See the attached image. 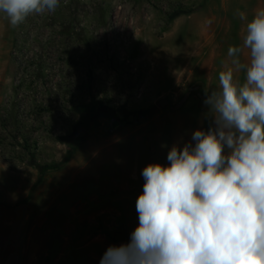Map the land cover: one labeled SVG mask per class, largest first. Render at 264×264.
<instances>
[{
    "label": "rangeland",
    "instance_id": "rangeland-1",
    "mask_svg": "<svg viewBox=\"0 0 264 264\" xmlns=\"http://www.w3.org/2000/svg\"><path fill=\"white\" fill-rule=\"evenodd\" d=\"M258 7L60 0L17 27L0 14V264H100L128 243L144 167L207 127L204 87L242 43L234 13Z\"/></svg>",
    "mask_w": 264,
    "mask_h": 264
},
{
    "label": "clouds",
    "instance_id": "clouds-1",
    "mask_svg": "<svg viewBox=\"0 0 264 264\" xmlns=\"http://www.w3.org/2000/svg\"><path fill=\"white\" fill-rule=\"evenodd\" d=\"M59 3L0 0V14L17 27ZM234 14L242 43L229 46L218 84L204 87L207 127L174 143L168 166L144 167L139 226L100 264H264V7L251 19Z\"/></svg>",
    "mask_w": 264,
    "mask_h": 264
},
{
    "label": "trees",
    "instance_id": "trees-1",
    "mask_svg": "<svg viewBox=\"0 0 264 264\" xmlns=\"http://www.w3.org/2000/svg\"><path fill=\"white\" fill-rule=\"evenodd\" d=\"M181 12V10H178L177 12H176V14L177 13H180ZM13 114H15V113H13ZM14 121H16V118L14 119ZM23 135H24V138L26 139V140H28L29 138L23 133ZM112 234V236L115 238V239H118V237H117V233L116 232H114V233H111ZM122 239H127V240H130L131 239V236L128 234V236L127 237H125V238H122Z\"/></svg>",
    "mask_w": 264,
    "mask_h": 264
}]
</instances>
